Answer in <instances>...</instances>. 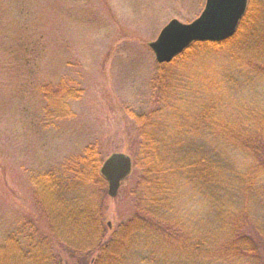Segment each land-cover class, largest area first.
Here are the masks:
<instances>
[{"label": "trees", "instance_id": "16d2710c", "mask_svg": "<svg viewBox=\"0 0 264 264\" xmlns=\"http://www.w3.org/2000/svg\"><path fill=\"white\" fill-rule=\"evenodd\" d=\"M224 52L225 63H191ZM249 72L264 76V0H249L230 40L194 43L159 65L154 108L126 112L118 133L134 163L131 219L110 234L109 185L101 174L108 148L90 146L68 167L69 185L52 174L33 179L47 222L40 216L37 241L27 250L9 238L0 264H264L255 207L264 208V119L246 108L233 127V115L219 112L254 83ZM41 90L51 117L71 116L78 90ZM237 163L242 169L229 174Z\"/></svg>", "mask_w": 264, "mask_h": 264}, {"label": "rangeland", "instance_id": "374dc122", "mask_svg": "<svg viewBox=\"0 0 264 264\" xmlns=\"http://www.w3.org/2000/svg\"><path fill=\"white\" fill-rule=\"evenodd\" d=\"M205 5L206 0H0V248L13 237L27 250L37 241L40 216L47 222L34 201V178L52 174L67 183L68 167L97 144L108 148L105 160L117 152L129 155L118 133L126 112L154 108L152 80L159 64L149 44L171 20L190 23ZM227 53L191 63H225ZM249 74L254 83L242 80V93L219 111L233 115V127L246 108L264 119V76ZM47 85L79 91L69 101L71 116H50L41 90ZM232 169L242 167L230 166L229 174ZM130 181L115 198L108 195L110 234L133 216ZM255 207L264 227V208L259 202Z\"/></svg>", "mask_w": 264, "mask_h": 264}, {"label": "water", "instance_id": "95a60500", "mask_svg": "<svg viewBox=\"0 0 264 264\" xmlns=\"http://www.w3.org/2000/svg\"><path fill=\"white\" fill-rule=\"evenodd\" d=\"M249 0H206L201 15L190 23L171 20L157 39L149 44L160 65L172 63L197 42L223 43L233 38L246 14ZM133 171V160L114 153L103 163L101 174L109 183V196L115 198L122 183Z\"/></svg>", "mask_w": 264, "mask_h": 264}]
</instances>
